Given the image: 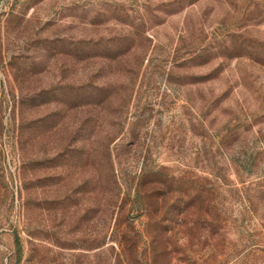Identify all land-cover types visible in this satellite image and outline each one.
Returning <instances> with one entry per match:
<instances>
[{
  "label": "rangeland",
  "instance_id": "rangeland-1",
  "mask_svg": "<svg viewBox=\"0 0 264 264\" xmlns=\"http://www.w3.org/2000/svg\"><path fill=\"white\" fill-rule=\"evenodd\" d=\"M136 246L264 264V0H0V264Z\"/></svg>",
  "mask_w": 264,
  "mask_h": 264
},
{
  "label": "trees",
  "instance_id": "trees-1",
  "mask_svg": "<svg viewBox=\"0 0 264 264\" xmlns=\"http://www.w3.org/2000/svg\"><path fill=\"white\" fill-rule=\"evenodd\" d=\"M224 217L222 216L221 213L218 214V226H217V231L219 234L220 239H224L225 237V230H224ZM211 229V228H210ZM138 247H134L131 250H128L126 248L121 249L119 252L116 253V259L117 263L115 264H159L157 263V256H158V251H156V248L152 249L151 252V260L147 259L143 261V258L138 254ZM167 251V249H166ZM166 263H161V264H167Z\"/></svg>",
  "mask_w": 264,
  "mask_h": 264
}]
</instances>
